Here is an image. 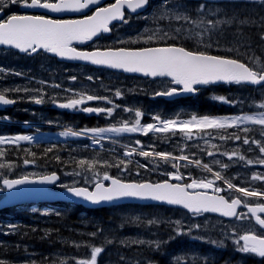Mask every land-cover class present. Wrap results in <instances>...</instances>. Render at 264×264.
Wrapping results in <instances>:
<instances>
[{"label": "snow or ice", "instance_id": "6c2138e0", "mask_svg": "<svg viewBox=\"0 0 264 264\" xmlns=\"http://www.w3.org/2000/svg\"><path fill=\"white\" fill-rule=\"evenodd\" d=\"M101 0H0V13L11 6H18L26 10H45L48 13L76 12L84 13L77 19H54L46 14L13 13L6 18H0V46L18 50L26 54H38L41 50L55 56L76 61H86L93 65L105 66L111 69L122 70L126 73H139L149 78H167L169 86L155 91L154 97H175L182 94H198L201 86L216 84L237 85L251 87L256 95L246 98H229L215 96L213 99L230 106L244 105L249 111L236 115H191L187 119L165 118L159 114L152 115L153 122L142 123L145 112L140 108H133L115 103L109 96L79 92L73 94L66 102L60 103L64 109L80 110L89 114H104L112 117L117 109L132 114V119L124 118L119 126L99 127L73 131L68 129L63 136H87L93 134V143L99 144L104 133H141L144 136L165 134L180 136L186 141L203 140L209 143V138L219 134L223 141L238 142L230 151L219 152L227 157L228 161L243 162L245 167H264V0H198L193 5L190 0H159L153 5L152 0H115L114 3L100 6ZM258 6L260 12H248L249 7ZM152 8L150 15L143 18L150 19L154 27L145 28L128 43H140L143 46L97 48L93 51L80 50L74 44H83L99 37L102 33L112 31L113 21L127 23L125 9L131 13L138 10ZM91 11V14H87ZM124 44V40L116 41ZM191 45V46H188ZM259 50V51H258ZM227 52L231 55L214 54ZM242 57V58H241ZM4 75H24L21 72H12L0 66V78ZM87 80L94 77L89 75ZM69 79L76 81L77 76ZM46 84V81H39ZM60 88L61 85H54ZM66 91L73 92L72 89ZM36 93L27 97L36 104L44 103L47 95L42 88H3L0 89V105H12L16 99L9 98L7 93ZM115 98H123L124 92L114 91ZM103 101L108 107H81L86 102ZM55 102V101H53ZM253 109H255L253 111ZM4 119H7L5 117ZM256 126V127H250ZM256 133V135H252ZM97 137L99 139H97ZM259 137V138H257ZM21 141L32 142L31 135H0V145L18 146ZM136 147H127L124 157L138 155L153 162L157 167L170 165L174 171H165L168 177L161 182L127 181L119 176L110 175L105 171L101 177L99 167L118 168L122 172H129L127 165L131 159H119L118 162L100 161L95 159H79L76 165L82 172L93 173L90 186H60L76 198L100 205L121 199H137L155 201L162 204L180 206L186 209L193 217L205 213H218L222 217L232 218L240 222V226L228 227L221 222L220 233L224 239H231L237 251L264 259V187L256 188L250 182H260L264 185V172H253L245 181V186L233 183L232 179L222 175V171L214 170L212 165H218L221 170H227L231 165L222 160L213 159L210 163L196 157V153H187L184 147L179 148L180 154L171 151L144 150L140 140L135 141ZM244 146H247L245 148ZM199 148V143L195 144ZM211 148L219 151L220 146L211 144ZM207 156L215 157L217 152L201 149ZM46 151L51 152L52 148ZM256 152L255 158L246 153ZM6 151L0 148V157ZM30 155L32 160L24 159L25 165L35 163L36 153ZM57 160L60 157H56ZM178 162H184L181 165ZM139 168L149 169L148 164H139ZM181 166L201 168L210 174L208 177H192L189 173L180 170ZM12 163L0 162V169H12ZM76 172L75 175H81ZM139 171L136 175H139ZM2 184L6 189H14L19 185L32 183L56 184L60 177L55 173L33 178L22 175L17 179H9L3 172ZM235 179V177L233 178ZM104 181L110 183L105 184ZM172 181H176L173 183ZM221 181L226 187H222ZM75 183V182H74ZM3 191V189H0ZM237 193L238 195H229ZM255 199L256 203L250 201ZM247 211H241V209ZM59 215V213H57ZM149 227H159L167 223L171 228V235L166 240L121 241L122 244L134 243L147 245L149 248L160 250L170 240L182 235H192L205 227L201 223L185 224L180 220L163 221L159 218L142 219L137 216L132 221ZM15 230L16 225H8ZM102 228L87 235L96 238L103 233ZM224 246V239L206 240L205 237H194ZM114 243L105 237L104 244L94 245L89 242H72L76 248L89 249L84 258L71 257V264H98V258L105 252V245ZM63 260L60 264H69ZM182 258H176V264H181ZM0 264L6 262L0 258ZM32 264H35L33 261ZM151 264V262H149ZM187 264V262H185ZM200 264H208L207 258H202Z\"/></svg>", "mask_w": 264, "mask_h": 264}, {"label": "rangeland", "instance_id": "374dc122", "mask_svg": "<svg viewBox=\"0 0 264 264\" xmlns=\"http://www.w3.org/2000/svg\"><path fill=\"white\" fill-rule=\"evenodd\" d=\"M159 3V0L155 2V4ZM154 4V5H155ZM196 4V3H195ZM193 4V5H195ZM12 7V6H11ZM9 7V8H11ZM15 7V6H14ZM152 11V10H151ZM150 12L145 13L144 15L139 16L142 20V24L139 26L131 27V29L125 30L124 35L120 36V38L125 37L126 41H129L130 38H135L139 33L143 32L145 28L154 27L153 22L148 19H144V16L150 15ZM248 12H260L261 9L258 6L249 7L246 9ZM1 17L6 15L4 11ZM151 24V25H150ZM126 33V34H125ZM140 44V43H134ZM191 46V45H190ZM259 51V50H258ZM221 53L229 54L227 52L221 51ZM242 58V57H241ZM29 63L35 64L37 67L42 68V75L35 76L25 74V78L22 76L15 75H4L0 78V89L3 88H16V87H28V88H42L47 95L44 96V103L36 104L33 100L27 98L30 96L37 95L36 93H7L8 95L14 96L18 100L23 101V105H26L25 108L19 110L22 112H27L29 114H33L34 112L37 115L41 116V119L45 121L55 122L50 118V115H46L45 112L52 110H56V105L66 101L68 98H71L75 93L86 92L89 94H97L96 95H105L109 96V98L113 99L115 103L130 106L133 108H140L145 112V116L142 118V123L153 122L151 120L152 115L159 114L165 118H179V119H187L193 114L198 115V110L195 107H191L189 105H182L179 103H165L164 101H156L155 97L152 95L155 91L162 90L169 86V80L160 79L155 81H149L150 78H142L137 76H128L123 73L118 72H101V70L89 69L86 66H70L65 64H60L51 60L46 55H35L31 56L27 59ZM23 61L19 55H14L12 52L0 51V66H3L5 69L11 70L12 72H21L23 73L24 66ZM30 69H33L32 67ZM93 72V75L91 74ZM96 72V74L94 73ZM82 73V74H81ZM86 73V74H85ZM94 77V80H87V76ZM77 76L78 79L76 81H72L69 79L71 76ZM34 77L36 81L32 80ZM46 81V84H40L39 81ZM61 85L60 88L54 87V85ZM132 83V84H131ZM27 84V86H26ZM15 85V86H14ZM21 85V86H20ZM85 85L84 89L83 86ZM130 85V86H129ZM132 85L135 87L132 88ZM137 86V87H136ZM139 86V87H138ZM87 88V89H86ZM98 88V89H97ZM219 87H214L213 89L202 90L200 93V98L197 101L198 103L206 102L207 105L216 106L219 110L224 112H228V115H236L243 111H249V109L244 105L238 106H230L228 104H224L222 102L215 101L213 97L215 96H226L229 98H246L250 95H256L253 92V89L250 87H240L234 86L230 88L216 89ZM67 89H72L73 92L66 91ZM87 91H86V90ZM95 89V90H94ZM116 89L124 90V97L115 98L114 91ZM134 90V91H133ZM128 91V92H127ZM131 91V92H130ZM54 94H53V93ZM141 92V93H140ZM52 93V96H51ZM56 93V94H55ZM150 94V95H149ZM55 95V96H54ZM128 95V96H127ZM133 95V96H132ZM132 97V98H131ZM144 97V98H143ZM26 100H30V103H27ZM145 99V100H144ZM128 100V101H126ZM133 100V101H132ZM138 100V101H136ZM55 101V102H53ZM102 103L103 101H94ZM121 102V103H120ZM103 104H106L103 102ZM22 105V106H23ZM31 106H35L37 108H41L44 112L40 113L39 110L35 111V109H31ZM107 107V106H106ZM201 108V107H200ZM25 110V111H24ZM255 109H253L254 111ZM200 114L204 112L199 109ZM119 121L124 118L132 119V114L127 112H122L117 109ZM164 113V114H162ZM208 115H216L215 113H209ZM220 116V115H218ZM107 118V116H104ZM40 119V118H38ZM114 117H109L108 123L106 127L112 126ZM8 120V119H6ZM118 121V122H119ZM44 123V122H42ZM2 127H0V135L3 136H15L22 135V127L17 129V132H9L8 129H14L15 125L6 124L4 121H0ZM26 129H29L31 125H38L36 122H24L20 123ZM116 124V123H113ZM119 126V124H116ZM7 126V127H6ZM48 126L56 127L58 124H53ZM256 127V126H250ZM2 128V129H1ZM40 130V128H38ZM74 130V129H72ZM76 131V130H74ZM42 130L39 133L30 134L29 131L25 135L33 136L37 138L38 141H47L48 133L44 131V134H41ZM59 137H64L61 133H55ZM128 134L130 136L129 140L126 141L127 147H136L139 148V145L135 144L136 140H140L142 145L144 146V150H151L152 147H155L156 151H171L176 154H180L179 148L188 145L185 148L187 153H196V157L202 159L206 163H210L213 159L222 160L225 163H229L231 167L227 170H221L218 165H212L214 170L222 171V175L232 179L233 183L240 184L241 186H245V181L253 172H264V167L261 166H248L245 167L243 162H233L228 161L227 157L222 156L219 152L230 151L238 142L231 141H223L218 138L219 134H214L213 137L209 138V143L205 144L203 140L200 141H186L180 136H168L165 134H152L150 133L148 136H144L141 133H124L120 134L121 138ZM116 135L115 133H109L105 138ZM252 135H256V133H252ZM88 137L92 138L93 134L88 133ZM141 136V137H140ZM73 139H76L78 136H70ZM104 138V139H105ZM259 138V137H257ZM97 139H99L97 137ZM113 141V140H112ZM113 143H117L116 141ZM112 142H107V147H110L114 150L118 155L115 157V160L109 159H101L100 161L108 160L109 162H118L119 159L125 158L123 156L124 151H115L124 149L127 150V147L124 145H114ZM199 143L200 147L196 148L195 144ZM104 144L100 141L99 144H95L92 142L91 145L98 147L99 149L104 148ZM119 144V143H117ZM211 144L219 145V151L217 149L211 148ZM12 145H8L7 148ZM124 147V148H122ZM247 148V146H244ZM0 148L5 149V145H0ZM201 149H207L209 151L217 152L215 157L207 156L204 151ZM69 150V149H68ZM88 148L85 145L74 146L72 151L77 155H70L68 157V161L70 164H66L63 166H54L49 167L46 164L39 163L38 165H30L26 166L24 163L21 166V173L25 175H30L33 177L41 176L44 173L62 170L65 177H68V182L66 180L62 182V184H72L76 183L79 178V183H86L88 186L91 185L93 173L91 172H82V170L77 168H72V164H76L78 159H84V157L80 156V154L87 152ZM94 151V148L92 149ZM71 151V150H70ZM80 151V152H79ZM78 152V153H77ZM121 153V156L119 154ZM79 154V155H78ZM72 155V156H71ZM246 155L255 158L257 155L256 152L246 153ZM6 155L4 157H0V162L4 163ZM79 157V158H78ZM71 158V159H70ZM131 159L132 162L134 159H138L139 164H148L149 169L146 170L144 168H139L137 166V162L135 163V167L131 164L127 165L129 168V172H122L121 169L118 168H105L99 167L98 171L101 174V177L105 171H107L110 175L119 176L125 180L129 181H143L144 178H152L153 181H160L168 179L163 173L165 171H174L170 165H163L162 167H157L156 162H153L144 157H140L138 155H134L133 157H127ZM67 161V162H68ZM72 161V163H71ZM183 165L184 162H178ZM180 170L185 173L186 177L190 173L192 177H210V174L201 168H196L189 166L188 168H184L181 166ZM139 171V175H136V172ZM76 172H82L81 175H75ZM69 173V174H68ZM7 176V175H6ZM235 177V179H233ZM8 178V176H7ZM2 179L0 177V189H4L2 186ZM218 184L222 186L221 181H217ZM253 187L261 185L260 182H250ZM75 185V184H74ZM264 186V185H262ZM222 187H226L223 185ZM4 191H0V198L4 197ZM229 195H238L237 193H229ZM251 202L256 203L255 199L251 200ZM19 207L11 209V212L6 214L0 213V224L2 223V218L5 216L11 217L10 219H15L17 225L15 230L3 229L0 227V231L10 232L12 238L6 237L2 233H0V246H3L2 243L14 242L18 240L17 236L19 233L26 234V231L30 232L31 227H38L40 230L44 229L48 224L54 228V225L57 222V219L61 216L67 217L71 216V224L72 227H68L73 233L76 235L74 238L68 239L67 242L61 243L62 238L58 240L59 237L55 241L57 244L52 245L53 248L58 249V251L54 252L55 254L48 257L47 260H43L37 256L38 251L28 250L27 248L17 249L16 252L12 253L11 258L22 262L21 264H32L34 261L35 264H60L63 260H69L71 257L76 258H84L88 256L89 249L85 247L76 248L72 246V242H89L94 245L104 244L105 237L107 239H111L114 243L110 245H105V252L101 254L98 258V264H176V258H182L181 264H200L202 258L208 259V264H246L250 258H252L256 264H264V259L255 257L253 255L243 254L237 251L236 246L232 242L231 239H224V237L220 233L221 222L223 225L228 227L240 226V222H225L218 218L204 216V217H193L189 214H186L182 211L171 210V209H162V208H140L137 206H118L112 207L109 209V218H103L96 214H91L89 212H85L79 210L76 207H59L54 206L53 204H40L38 206L32 205L31 207L20 208ZM27 208V209H26ZM30 208V209H28ZM28 210V211H27ZM26 213V215H25ZM59 213V215H57ZM24 215V216H23ZM34 216V217H33ZM141 217L142 219H151V218H159L163 221H176L180 220L185 224H193V223H201L205 225L199 231L193 232L192 235H182L178 236L175 239L170 240V242L164 244L160 250H156L155 248H149L147 245H138L134 243L122 244L121 241H135L137 239L143 240H168L171 235V228L167 223L160 225L159 227H149L142 224H135L132 221L135 217ZM26 219V220H25ZM37 219V220H36ZM22 221V222H21ZM106 223V224H105ZM9 224V223H8ZM26 224V225H25ZM31 224V225H28ZM28 225V226H27ZM34 225V226H33ZM134 225V226H133ZM19 227V228H18ZM18 228V229H17ZM97 228H102L104 231L102 234H98L96 238H91L87 234L93 231H96ZM126 229V230H125ZM121 233V234H120ZM43 234V233H42ZM58 236L53 234L52 241H54V237ZM194 237H205L206 240H220L224 239V246H217L212 243L205 242L199 238ZM71 245V246H69ZM61 249V250H59ZM0 248V254H1ZM202 253H205L202 255ZM0 257L4 259L1 255ZM32 260V262L30 261ZM38 262V263H36ZM41 262V263H40ZM69 264L71 261L69 260Z\"/></svg>", "mask_w": 264, "mask_h": 264}, {"label": "trees", "instance_id": "16d2710c", "mask_svg": "<svg viewBox=\"0 0 264 264\" xmlns=\"http://www.w3.org/2000/svg\"><path fill=\"white\" fill-rule=\"evenodd\" d=\"M199 99H195L194 102L198 101ZM199 109H201L203 114H209V113H222L221 111L217 110L214 108L212 105H207L206 102L198 103ZM201 107V108H200ZM226 114V113H225ZM12 118L15 120L17 119H28L26 117L20 116V113H12L10 114ZM2 116V115H0ZM70 122L67 121L65 122L66 125H68ZM101 124L100 122H95L93 123L92 127H99ZM73 144H70V146H63L62 144H57L56 146L52 147V151L48 152L46 151L48 148H44V146L40 147H30L28 145H24L21 147H10L6 149V157L4 159V163H12L13 167L12 169H0V172H3L4 175H7L8 177L10 176H15L17 171L16 169L21 168L23 165L24 159H29L32 160L33 157L30 155V153L34 152L36 153L35 157V163L34 164H46L49 167H54V166H63L65 167L66 164H70V161L67 162L68 157L70 155V152L72 155H77L75 152L72 151L73 149ZM69 149V150H68ZM71 150V151H70ZM67 153V154H66ZM79 155V154H78ZM80 156L87 158V159H95L96 158H90L86 157L85 154H81ZM56 157H61L59 160L56 159ZM22 160L19 164L18 167H15V162L16 160ZM62 160V161H61ZM72 163V161H71ZM52 164V165H51ZM133 165V164H132ZM73 168H77L78 166L76 164L71 165ZM144 180H150L153 181L152 178H144ZM8 213V210L2 212L1 214ZM94 214H100V217L109 218V210L108 209H101L98 211H95ZM71 216H61L57 219V222L54 225V228L51 226L53 225H47L44 229L40 230L38 227H31L30 232L26 231V234H19L17 236L18 240L14 242H7L2 243L3 246H0L1 250V256L4 258L3 260L6 262V264H21L22 262L16 261L11 258L12 253L16 252L17 249H22V248H27L28 250H33V251H39L37 253V256L39 255V258H42L43 260H47L48 257H51V255L55 254L54 252L58 251V249H55L52 247V245L57 244L55 241H58L60 237L62 238L61 243H65L68 241V239L74 238L76 235L71 231L69 228L72 227V222H71ZM69 227V228H68ZM43 233V234H42ZM53 234L58 235L54 237V241H52V236ZM57 237L58 240L56 239ZM37 239V240H36ZM38 245V246H37ZM71 246V245H69ZM50 248V249H49ZM45 249V250H44ZM61 250V249H59ZM58 253H61L58 251ZM247 264H255V261L252 260L251 258L249 259V262Z\"/></svg>", "mask_w": 264, "mask_h": 264}, {"label": "water", "instance_id": "95a60500", "mask_svg": "<svg viewBox=\"0 0 264 264\" xmlns=\"http://www.w3.org/2000/svg\"><path fill=\"white\" fill-rule=\"evenodd\" d=\"M212 1H215V0H212ZM139 11H141V10H138L137 12H139ZM51 14L56 15L57 17H60V16H81L84 13L65 12V13H51ZM90 42L91 41H88V42L83 43V44H75V45L84 46ZM1 47H5V46H1ZM5 48L11 49L8 47H5ZM50 54L55 56L52 53H50ZM56 57H58V56H56ZM58 58L60 61H66V62H70V63H83V64H87V65H92V66H95L98 68H105V69H110V70H114L117 72H122V73H125L127 75L144 77L142 74H139V73H126V72H123L122 70H118V69H111V68H108L105 66L93 65L90 62H86V61L68 60V59H64L61 57H58ZM159 79H161V78H159ZM219 85H225V84H216L213 86H219ZM192 96H194V95L193 94H182V95L175 96V97H160V98H163L167 101H174V100H177L180 98L192 97ZM12 105H10V106H12ZM7 106H9V105H0V109H4ZM48 185H53V184L32 183V184H26V185H19L14 189H7L6 196L0 202V209H4V208L14 206L15 203H17L20 200H22L24 202H30V201H66L67 202V201H71V202H75L77 204H83V205H85L87 207H91V208L108 207L111 205H120V204H125V203L167 205V204H162V203H158L155 201H144V200H137V199H130V198L129 199L116 200V201H112V202H105V203H102L100 205H93L90 202L84 201L81 198H76V197L72 196L70 193H67L66 190L61 191V192L50 191L47 189ZM167 206H173V205H167ZM174 207H180V206H174ZM212 214L219 215L218 213H212ZM229 219H232V218H229Z\"/></svg>", "mask_w": 264, "mask_h": 264}, {"label": "flooded vegetation", "instance_id": "af4514ba", "mask_svg": "<svg viewBox=\"0 0 264 264\" xmlns=\"http://www.w3.org/2000/svg\"><path fill=\"white\" fill-rule=\"evenodd\" d=\"M115 2V0H113V1H109L108 3H106L104 6H106V5H108V4H111V3H114ZM5 12H6V15H5V18L8 16V15H10V14H13V13H24L25 12V10L24 9H22V8H20V7H18V6H12V8H7V9H5ZM148 13V12H147ZM136 15H127V19L129 18V17H135ZM118 24H114V25H112L111 27H112V31H111V36L113 37L114 35H115V31H116V29H118ZM106 38H109V37H106ZM102 40H105V38H103ZM2 51H6V50H2ZM8 52H10V51H8ZM40 55H45L44 53H41ZM52 60H54V61H58L57 59H53V58H51ZM62 64H66V63H62ZM73 65H76V66H83V65H79V64H71L70 66H73ZM84 66H86V65H84ZM87 68H89V69H94L93 67H91V66H86ZM155 100L156 101H159V100H161V101H164L165 103H170L169 101H166V100H164V99H162V98H156L155 97ZM67 101V100H66ZM66 101H64V102H66ZM64 102H62V103H64ZM178 102H181V100L180 101H177V102H174V103H178ZM105 107H106V105L107 104H103ZM109 105H107V107H108ZM56 107L59 109V108H61V107H59V104H57L56 105ZM81 107H97L96 106V104L95 103H93V101H91V102H86V104L85 105H82ZM71 110V112L74 114V117H73V120L74 121H78L79 120V122H80V125L79 126H81V127H83V126H89V127H92L93 126V123H95L96 122V120L99 118V116L100 115H98V114H89V113H85V112H83V111H80V110H72V109H70ZM53 112L50 114L52 117H55V115L57 114V113H59L57 110H52ZM162 114H164V113H162Z\"/></svg>", "mask_w": 264, "mask_h": 264}, {"label": "bare ground", "instance_id": "6f19581e", "mask_svg": "<svg viewBox=\"0 0 264 264\" xmlns=\"http://www.w3.org/2000/svg\"><path fill=\"white\" fill-rule=\"evenodd\" d=\"M151 25V24H150ZM153 25V24H152ZM151 28V27H150ZM95 74H96V72H94ZM82 74V73H81ZM86 74V73H85ZM92 75H93V72L91 73ZM90 74V75H91ZM132 84V83H131ZM15 86V85H14ZM21 86V85H20ZM26 86H27V84H26ZM130 86V85H129ZM84 87H85V85L83 86V89H84ZM134 86L132 85V88H133ZM137 87V86H136ZM139 87V86H138ZM15 88V87H14ZM135 88V87H134ZM133 88V89H134ZM87 89V88H86ZM85 89V90H86ZM98 89V88H97ZM95 90V89H94ZM87 91V90H86ZM124 91V90H123ZM134 91V90H133ZM128 92V91H127ZM131 92V91H130ZM53 93V92H52ZM52 93H51V96H52ZM141 93V92H140ZM54 94V93H53ZM56 94V93H55ZM96 94H97V92H96ZM150 95V94H149ZM55 96V95H54ZM128 96V95H127ZM133 96V95H132ZM132 98V97H131ZM144 98V97H143ZM21 100H23V99H21ZM145 100V99H144ZM126 101H128V100H126ZM133 101V100H132ZM136 101H138V100H136ZM101 103V102H100ZM103 103V102H102ZM105 103V102H104ZM121 103V102H120ZM107 106V105H106ZM23 109V108H22ZM22 112V111H21ZM80 152V151H79ZM78 153V152H77ZM67 154V153H66ZM73 154V153H72ZM76 154V153H75ZM72 156V155H71ZM61 158V157H60ZM79 158V157H78ZM71 159V158H70ZM79 160V159H78ZM62 161V160H61ZM68 161V160H67ZM69 163V162H68ZM52 165V164H51ZM69 174V173H68ZM34 203H26V206H32ZM20 206H22V205H20V204H18L17 205V207H20ZM19 209V208H18ZM22 209V208H21ZM27 209V208H26ZM28 209H30V208H28ZM28 211V210H27ZM25 215H26V213H25ZM24 216V215H23ZM34 217V216H33ZM15 220V219H14ZM26 220V219H25ZM37 220V219H36ZM18 222V221H17ZM22 222V221H21ZM106 224V223H105ZM28 226V225H27ZM34 226V225H33ZM134 226V225H133ZM19 228V227H18ZM17 228V229H18ZM126 230V229H125ZM121 234V233H120ZM37 240V239H36ZM38 246V245H37ZM50 249V248H49ZM45 250V249H44ZM39 252V251H38ZM1 258V257H0ZM36 263H38V262H36ZM41 263V262H40Z\"/></svg>", "mask_w": 264, "mask_h": 264}]
</instances>
